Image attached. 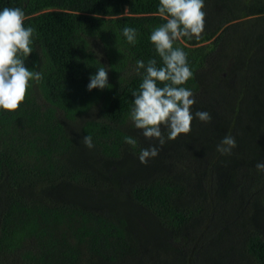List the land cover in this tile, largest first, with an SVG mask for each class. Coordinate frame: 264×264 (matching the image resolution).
I'll return each mask as SVG.
<instances>
[{
    "label": "trees",
    "instance_id": "obj_1",
    "mask_svg": "<svg viewBox=\"0 0 264 264\" xmlns=\"http://www.w3.org/2000/svg\"><path fill=\"white\" fill-rule=\"evenodd\" d=\"M204 4L200 38L174 47L193 116L212 119L176 140L162 128L160 146L130 118L136 61L162 65L149 39L166 23L159 0H0L35 28L25 63L43 73L16 111L0 109V264H264V0ZM102 65L110 87L89 91ZM229 134L237 146L221 154Z\"/></svg>",
    "mask_w": 264,
    "mask_h": 264
},
{
    "label": "clouds",
    "instance_id": "obj_2",
    "mask_svg": "<svg viewBox=\"0 0 264 264\" xmlns=\"http://www.w3.org/2000/svg\"><path fill=\"white\" fill-rule=\"evenodd\" d=\"M204 7V0H159L158 12L166 18V23L154 28L149 39L162 65L157 66L156 59H150L147 64L143 60L136 61L134 70L137 75H142V82L132 93L130 118L135 128L142 130L143 137L158 140L160 146L166 143L162 128L167 129V140H176L191 131L194 118L202 122H211L212 119L206 111L198 110L193 116L194 94L181 86L192 77V71L187 53L174 47L175 41L181 37L200 38L205 27ZM35 32L32 26L25 27V12L21 8L5 7L0 11V109L16 111L25 100L30 81L39 83L43 78L41 71L30 70L25 63L33 52L31 45ZM122 34L128 43H136L137 30L134 27L125 26ZM105 87H110L108 70L102 65L90 77L87 89ZM124 142L133 147L137 143L132 136H125ZM81 143L89 149L94 147L91 135L83 136ZM236 146L235 137L229 134L217 145V151L231 154ZM158 154L159 148L152 144L141 149L138 159L147 164L149 158ZM255 167L264 173V162H257Z\"/></svg>",
    "mask_w": 264,
    "mask_h": 264
}]
</instances>
